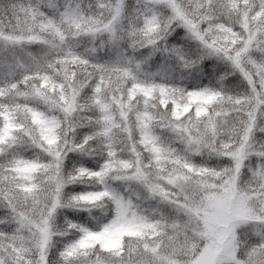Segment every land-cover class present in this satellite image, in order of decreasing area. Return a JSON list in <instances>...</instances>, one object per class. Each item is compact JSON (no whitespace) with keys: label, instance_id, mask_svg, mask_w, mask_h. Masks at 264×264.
<instances>
[{"label":"snow or ice","instance_id":"6c2138e0","mask_svg":"<svg viewBox=\"0 0 264 264\" xmlns=\"http://www.w3.org/2000/svg\"><path fill=\"white\" fill-rule=\"evenodd\" d=\"M0 264H264V0H0Z\"/></svg>","mask_w":264,"mask_h":264}]
</instances>
